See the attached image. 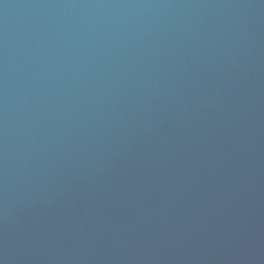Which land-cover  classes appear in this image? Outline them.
I'll return each instance as SVG.
<instances>
[{"label":"water","instance_id":"water-1","mask_svg":"<svg viewBox=\"0 0 264 264\" xmlns=\"http://www.w3.org/2000/svg\"><path fill=\"white\" fill-rule=\"evenodd\" d=\"M0 264H264V0H0Z\"/></svg>","mask_w":264,"mask_h":264}]
</instances>
